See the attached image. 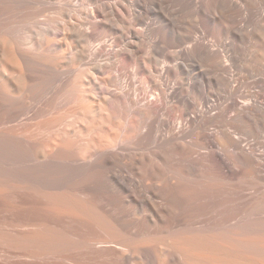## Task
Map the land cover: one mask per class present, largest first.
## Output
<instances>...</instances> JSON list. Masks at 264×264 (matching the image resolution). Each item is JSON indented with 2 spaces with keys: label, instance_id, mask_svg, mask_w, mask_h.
<instances>
[{
  "label": "bare ground",
  "instance_id": "6f19581e",
  "mask_svg": "<svg viewBox=\"0 0 264 264\" xmlns=\"http://www.w3.org/2000/svg\"><path fill=\"white\" fill-rule=\"evenodd\" d=\"M81 3L92 10L60 21L57 47L77 49L89 75L32 76L24 46L64 0H0V264H264V141L248 138L264 129V76L254 60L246 80L237 56L264 35V0ZM152 5L179 10L171 36ZM152 33L178 48L176 65L161 66ZM119 92H140L137 115ZM89 114L108 133L84 142L66 122ZM48 165L86 181L52 184Z\"/></svg>",
  "mask_w": 264,
  "mask_h": 264
},
{
  "label": "rangeland",
  "instance_id": "374dc122",
  "mask_svg": "<svg viewBox=\"0 0 264 264\" xmlns=\"http://www.w3.org/2000/svg\"><path fill=\"white\" fill-rule=\"evenodd\" d=\"M61 1H63V0H61ZM66 1H69V0H66ZM65 0H64V4H58V5H55V8L54 9H51V10H49V11H47V12H44V13H42V17H43V20L41 21V23H40V25H39V27H38V29L36 30V32L34 33H30V34H32L33 35V41L34 42H37V46H32V44H30V45H26V46H24V50H25V52L27 53V57H26V59L28 60V62H29V65L28 66H30V68H31V70L30 71H28L29 69H27V73L29 72L32 76H53V74H57V73H60L61 74V76L63 75V76H84V75H86V76H88L89 75V69L88 68H91L92 67V65H90V64H88V63H85V64H79V59H78V55H77V49H75L74 47H71L72 49H69L70 47H69V45L67 46L66 44H63L62 46H59V47H57V39H59V32H60V27H59V23H60V21L66 16V15H68V14H71L72 16H76L77 17V14H79V12L78 11H80V10H77V8H79V9H81V6L83 7V8H86L85 6H87V8H88V5H85V4H83V3H81L82 2V0H79L77 3H78V6L73 10V9H71V8H68L67 6H65L66 5V2ZM75 1H77V0H75ZM79 2H80V4H79ZM83 4V5H82ZM85 5V6H84ZM80 6V7H79ZM90 6V5H89ZM152 7H153V9H152ZM152 7H150L148 10H150V11H148L147 13H146V15L147 14H149L150 15V18L151 19H153L154 20V18H155V20L153 21V20H150V18L149 17H147L148 19H147V21L149 22H151V21H153V22H155V24L158 26V27H161L162 26V28H165V29H167V30H165V32H166V34H167V36L169 37V36H171V34H173V27H172V25H171V22H175L176 21V18H178V16H179V18L177 19V21L176 22H179L178 20H180V18H181V14H179V12H177V10L175 9V7L173 8V7H168V11H167V7H165V6H153L152 5ZM156 8V10H155V8ZM160 7H163V8H160ZM89 8H92V6L91 7H89ZM89 8L88 9H85V10H88V11H90V10H92V9H90L89 10ZM172 8V9H171ZM166 10V12H165V10ZM173 11H175V12H173ZM179 11V10H178ZM80 12H83L82 11V9H81V11ZM153 12V13H152ZM155 12H157V13H155ZM178 14H177V13ZM154 14V15H151V14ZM162 13L163 14H167V16H168V19L170 18L171 19V21L168 23V21H167V23H168V25L169 26H167V23H166V20H161L163 17L161 16L162 15ZM170 13H176L175 15L174 14H170ZM9 14V12L7 13V15ZM157 14V15H156ZM148 15V16H149ZM155 15L157 16V17H155ZM171 15H173V16H171ZM158 16H160V18L158 17ZM157 18H159V20L157 19ZM193 19V18H192ZM192 19L191 18H189L188 19V21L190 20V22L192 21ZM181 20H182V18H181ZM157 21V22H156ZM163 21V22H162ZM153 22H151V23H153ZM30 22H28V21H23V23H22V27H23V29L24 30H26V31H21V36L22 37H24V36H27L28 34H29V31H28V29H29V26H30V24H29ZM163 23V24H162ZM172 23V24H173ZM154 24V25H155ZM165 24H166V27H165ZM155 25V26H156ZM172 27V28H168V27ZM169 29V30H168ZM170 29H172V31L170 30ZM167 31H169V32H167ZM152 34H154V33H152ZM156 34V35H155ZM154 35H153V39H156L155 37H157V39H158V41H156V51L155 52H153L152 54L155 56L156 55V53L158 54V52L157 51H159V49H158V47H160V45L162 46V45H165L166 44V42L162 39L163 37H162V34H161V36L159 35V33H155ZM263 33H261V34H259V36L258 37H256V38H254V39H256V40H252L251 41V43L250 42H246L247 44H245V43H243V45H246L245 47L241 44L240 46H239V50L240 51H242V52H240L239 53V50L237 51L238 53H237V56H239V59H238V61H240V63H243L245 60H246V77H247V79L246 80H248V81H250L251 80V78L250 79H248L249 78V76H253L255 73H258L257 71L260 69H262L261 70V76H264V72H263V70H264V56H262V55H264V49L262 48V47H264L263 45H264V39L263 40H261L263 37H264V35H262ZM32 35H30V36H32ZM214 37L212 38V36H211V39L212 40H214V39H218V37H216L217 35H215V34H212ZM262 35V36H261ZM152 36V35H151ZM219 37H220V35H218ZM45 37H47V38H50V41L49 42H44V40H43V38H45ZM216 37V38H215ZM160 38H161V40H160ZM160 40V41H159ZM165 42V43H163V41ZM66 41L68 42V43H70L71 41H72V37H71V33L70 32H68V36H67V39H66ZM255 41V42H254ZM259 41V42H258ZM260 41H263L262 43L260 42ZM160 42H162L163 44H160ZM157 43H159V44H157ZM250 43V44H249ZM256 43V44H255ZM97 44V43H96ZM168 44V43H167ZM165 45V46H168V45ZM262 44V45H261ZM157 45H158V47H157ZM259 45V46H258ZM165 46H162L161 47V49H160V51L161 52H159V54H161L162 53V51L164 50V54L162 53L159 57L156 55L155 57L159 60V62L161 61V66H163V65H172V64H175V60L173 61L172 59H168L167 57H166V55L167 56H169V54L170 55H172V53H175V52H173V51H176L178 48H173L174 46L173 45H169V47H166L165 48ZM244 47V48H243ZM162 48H163V50H162ZM170 48V49H169ZM243 48V49H242ZM146 50H147V48H145ZM166 49V50H165ZM173 49V50H172ZM174 49H176V50H174ZM95 50H97V51H99L100 50V46H98V45H96V48H95ZM148 50H149V48H148ZM262 50V51H261ZM166 51H168V52H166ZM171 51H172V53H171ZM244 51H245V53H244ZM258 52H262L260 55L258 54ZM45 53H47V54H49L50 56H51V60L53 61V63L54 62H56L58 65H57V67H58V69H56L55 68V66L53 67V65H52V63H51V60L50 61H48L47 59H44V58H42L40 55H43V54H45ZM169 53V54H168ZM242 53H244V54H242ZM254 53V54H253ZM256 53V54H255ZM158 54V55H159ZM164 55V57L166 58V59H164V57H162ZM251 55V56H250ZM258 55H259V59L257 58V60H259L258 62H257V60H256V56L258 57ZM40 56V57H39ZM241 56H243V57H241ZM244 56H245V58H244ZM253 56H254V58H253ZM160 58V59H159ZM238 58V57H237ZM77 59H78V61H77ZM162 59V60H161ZM263 59V60H262ZM93 61H99V62H104L101 58H99L98 57V54H95V56L93 57V59H92ZM253 60V61H252ZM254 60L256 61V63H254V64H256V67L258 68V65H260L261 63V67H263V68H261L260 66H259V69H257V71H256V69H251L252 67L253 68H255V65L254 64H250V63H253L254 62ZM164 63H163V62ZM181 61V60H180ZM243 61V62H242ZM252 61V62H251ZM41 62H45L44 64L43 63H41ZM76 62V64H79V65H76V64H74ZM170 62V63H169ZM260 62V63H259ZM257 63H259V64H257ZM33 64V65H32ZM52 65V66H51ZM176 65V64H175ZM252 65V66H251ZM245 66V65H244ZM27 68H29V67H27ZM118 68H119V65L118 66H116V67H112V66H108L107 64H104V72L106 73V74H109V75H111V76H116V75H118L117 74V72H118ZM204 68V67H203ZM43 69H45V70H43ZM179 72L182 70V68H180V70H179V68H176ZM175 69V71H177ZM204 69H206V66H205V68ZM84 70H86V71H84ZM253 72H252V71ZM34 71V72H33ZM174 72V73H176L175 75L177 76V74L179 73V72ZM256 71V72H255ZM252 72V73H251ZM26 73V74H27ZM184 72L183 71H181V74L179 73V75L178 76H186V73L185 74H183ZM259 74H260V71H259ZM263 74V75H262ZM29 74H27V76H28ZM30 75V76H31ZM258 75V74H257ZM172 76V75H171ZM173 76H174V74H173ZM258 76H260V75H258ZM247 81V82H248ZM246 82V84H248ZM116 96L118 97V99L121 101V103H123L124 105H125V107L124 108H126L127 110V112L128 113H131L132 115H137V103L139 102V100H140V92H137V93H135L133 96H132V101H129L128 100V98H126V96L123 94V93H116ZM192 97H194L195 98V96L193 95ZM38 119H40V117L38 118ZM98 120L93 116V114H89V116H88V119L87 120H84V119H82L81 118V116H79V115H76V116H73V117H69L68 118V120H67V124L69 125H67V127L69 128V129H72V130H75V134H81L82 135V138H83V140H84V142H88L89 140H91V139H93L94 137H97V136H100V137H104V136H106L107 135V129L105 128V127H103V126H101V125H99V124H97L96 122H97ZM247 126V125H246ZM247 128H248V126H247ZM246 128V129H247ZM249 129H251L250 127L247 129V130H249ZM33 130H36V129H33ZM260 130H262V129H260ZM260 130H257L258 131V134L256 133V132H253L254 130H250L249 132H250V134L252 133V135H250L249 137H248V131H247V134H245L246 132H242L241 134H240V132L239 131H237L238 133H239V135H241V136H243L244 138H246V137H248V138H250L251 139V137L252 138H257V139H261L262 141H264V129H263V132L262 131H260ZM244 131V130H243ZM238 133H236L237 135H238ZM245 134V136H244V134ZM255 133V134H254ZM260 133V134H259ZM243 134V135H242ZM260 135V136H259ZM259 138H258V137ZM41 138V137H40ZM45 140V137L43 136L42 137V139H40V140ZM58 144H60L61 142L60 141H58L57 142ZM62 153H64L65 154V151L63 152V151H61L59 154L60 155H62ZM43 169H44V171L42 172V173H40V176L42 177V178H44V179H47V180H49L52 184H57V186H61L62 184H64L65 186H68V187H72V186H75V185H77L78 184V179H79V181H80V183L81 182H83V181H81V180H85V179H83L84 177L82 176V177H80L79 178V175H77V173L76 172H74V171H70L69 170V173H62L61 171H58V169H56V168H54L52 165H48V166H45V167H43ZM91 174V173H90ZM90 174H88L85 178L88 180V181H90V180H94V178H96L97 180L96 181H99L100 180V178H99V175L100 174H94L93 173V175H95V176H93L92 174L90 175ZM91 176H93V179H91L90 177ZM90 179V180H89ZM86 181V180H85ZM84 181V182H85ZM83 182V183H84Z\"/></svg>",
  "mask_w": 264,
  "mask_h": 264
}]
</instances>
